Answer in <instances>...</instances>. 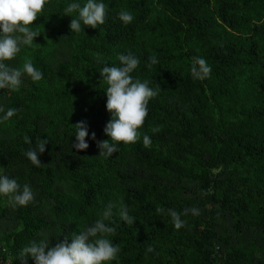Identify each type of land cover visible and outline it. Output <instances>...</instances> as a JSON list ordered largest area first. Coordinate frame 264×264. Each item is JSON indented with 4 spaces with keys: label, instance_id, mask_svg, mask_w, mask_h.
Masks as SVG:
<instances>
[{
    "label": "trees",
    "instance_id": "trees-1",
    "mask_svg": "<svg viewBox=\"0 0 264 264\" xmlns=\"http://www.w3.org/2000/svg\"><path fill=\"white\" fill-rule=\"evenodd\" d=\"M73 2L86 0H50L32 25L34 44L6 62L31 60L43 79L25 75L18 91L0 90L5 113L17 109L8 121L0 113V175L35 196L16 209L0 196V257L20 264L30 242L46 237L54 247L112 202L105 223L117 228L108 238L121 251L111 264H264V0H99L105 22L80 33L70 30L77 14L64 15ZM121 10L132 13L130 24ZM129 52L140 60L133 79L160 90L140 140L105 158L97 142L109 139L111 114L99 72ZM150 57L158 61L151 67ZM193 57L206 60L210 78H192ZM81 121L89 147L77 151L73 126ZM38 139L49 140L40 167L24 155ZM120 204L132 226L120 219ZM157 207L200 214L182 216L177 230Z\"/></svg>",
    "mask_w": 264,
    "mask_h": 264
},
{
    "label": "clouds",
    "instance_id": "clouds-1",
    "mask_svg": "<svg viewBox=\"0 0 264 264\" xmlns=\"http://www.w3.org/2000/svg\"><path fill=\"white\" fill-rule=\"evenodd\" d=\"M49 3L50 0H0V90L18 91L22 85V77L25 75L32 82L43 79L42 72L34 67L31 60L26 59L19 68L11 67L6 62L17 57L21 46L34 44V38L39 34L34 31L32 25ZM107 11L108 8L103 2L86 0L83 6L76 2L68 4L64 8V15L72 17V14H77L71 19L70 30L72 33H80L83 27L96 29L98 25H102ZM118 15L124 25L130 24L134 19L128 10H121ZM117 59L119 67L104 66L99 72L101 80L107 84L106 111L111 114V119L104 127V135L109 139L97 142L98 156L105 158L119 151L117 145H130L140 140L139 130L147 118L149 101L158 95L160 90L158 85L155 89L149 87V81L141 82L133 79L131 73L138 68L140 60L131 52L121 54ZM157 63L155 57H150L148 66ZM190 74L194 80L203 81L210 78L211 67L203 58L193 57ZM0 113H5L3 107H0ZM16 113L17 109L9 108L2 120L8 121ZM73 127L76 129V142L72 147L77 151L86 150L89 147L86 143L88 136L86 123L81 121ZM152 131L157 132L159 129L153 128ZM91 139L95 140V133H92ZM24 142L30 144L32 141L25 136ZM48 142V139H38L35 148H29L24 153L33 166H41L39 156L44 153ZM143 145L145 148L151 146V139L146 134L143 136ZM0 196L6 197L9 206L13 209L27 207L35 200L34 192L27 183L21 188L16 179H11L7 175H0ZM114 208L116 204L109 202L102 211L100 219L83 232L74 233L71 238L64 236L63 241L56 243L54 247L49 246L50 242L46 237L38 242L35 240L30 242L21 250L18 261L20 264H28V259L31 258L34 264H111L112 261L117 260L121 251L120 247L114 245L108 238L116 233L117 228L105 223L110 221ZM155 211L157 214L169 216L177 230L186 223L182 216L200 214L198 208H185L182 212H178L175 209L157 207ZM119 215L128 226L136 222L135 218L128 214L126 205L120 204ZM153 250L149 246L146 251L151 253Z\"/></svg>",
    "mask_w": 264,
    "mask_h": 264
},
{
    "label": "built area",
    "instance_id": "built-area-1",
    "mask_svg": "<svg viewBox=\"0 0 264 264\" xmlns=\"http://www.w3.org/2000/svg\"><path fill=\"white\" fill-rule=\"evenodd\" d=\"M0 264H10V259H9V258H6L5 260H3V259L0 257Z\"/></svg>",
    "mask_w": 264,
    "mask_h": 264
}]
</instances>
